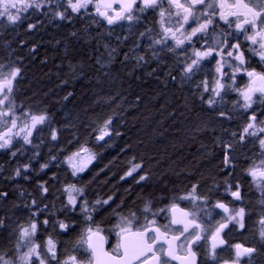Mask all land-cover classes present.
<instances>
[{"label": "snow or ice", "instance_id": "obj_1", "mask_svg": "<svg viewBox=\"0 0 264 264\" xmlns=\"http://www.w3.org/2000/svg\"><path fill=\"white\" fill-rule=\"evenodd\" d=\"M36 13L48 16L50 21L69 23L75 16L88 21L90 26H106L109 34L115 31L116 26H126L132 31L147 20L149 14L153 15L158 28L145 27L139 32L133 42V52L141 47L140 41L147 38V48L153 58L160 53H172L178 58L181 83L193 82V77L205 72L208 65L204 61L214 64L211 79L205 78L195 85L201 89L199 99L208 108L215 109V115L224 121L241 116L242 126L231 132V139L219 141L223 147L226 171L223 191L231 197L230 201L211 200L209 193L219 189L218 184L209 188L208 193L201 191L198 183L184 191L168 189L165 185L160 196L150 193L147 198L141 197L142 207L129 210L127 215L113 210L115 221L105 229L94 220V214L104 206H110L113 196L90 202L85 187L66 183L62 189L66 197L64 208L69 212L79 211L86 225L71 252L61 258L57 242L51 236L43 248L35 241L41 223L47 228L49 220L45 218L41 222L36 219L47 205L41 208L37 200L32 199L29 219L16 228L13 254L0 250V264H199L200 250L205 247L207 259L217 264H241L244 258L250 264L255 255H264L261 251L264 249V0H0V23L6 20L14 26ZM27 28L32 31L37 24L29 23ZM71 35L77 34L73 32ZM122 39L127 40L128 37ZM106 47L109 48L111 62L117 48ZM35 51V47L30 49L32 53ZM246 53L258 58L261 70L250 66V57ZM129 59L131 57L125 53L124 61ZM135 60V66L150 62L143 55H136ZM19 61L20 57L11 56L7 63L0 61V150H9L10 155L16 157L23 153L24 146H30L35 150L32 156L38 157L43 140L36 143L34 134L39 137L47 127L50 140L57 141L59 130L52 127L47 111L33 112L17 104V92L24 80ZM97 63L102 62L98 60ZM102 67L107 65L102 64ZM70 71L75 72L71 65ZM153 72L147 74L151 76ZM243 77L247 78L246 81L238 84V78ZM171 79L177 80V76L173 75ZM231 92L237 96L232 105L235 111L223 107ZM71 95L69 92L63 99L67 100ZM110 125L111 117L95 129L97 142L107 143L105 138L112 135ZM249 144L257 147L258 157L251 160L243 171L250 177L261 205V214L256 222L259 247L228 244L225 238V230L230 225L232 229L241 231L246 227L245 218L249 211L243 203L245 197L241 183L235 180L233 172L238 164L236 145H240L243 152ZM95 158L96 154L82 145L65 162L71 176L77 177ZM55 159V155L50 157V160ZM48 167V162L42 163L40 171ZM142 168V164H131L121 179L133 177L137 184L150 182V174L142 172ZM30 171L31 162L22 164L14 169L12 178L28 180ZM134 173L140 174L134 176ZM46 183L38 185L42 195L49 192ZM7 196V192H0V198ZM183 201L188 202L184 207L181 206ZM214 213L220 217L219 220H214ZM161 218L165 222L162 223ZM4 225V219H0V227ZM55 226L65 232L72 227L63 220L57 221ZM113 236L114 244L110 245L109 240ZM225 245L234 250V256L220 262L217 249Z\"/></svg>", "mask_w": 264, "mask_h": 264}, {"label": "trees", "instance_id": "obj_2", "mask_svg": "<svg viewBox=\"0 0 264 264\" xmlns=\"http://www.w3.org/2000/svg\"><path fill=\"white\" fill-rule=\"evenodd\" d=\"M29 23H36L37 28L29 31ZM3 24L0 23V61L7 63L9 56L20 57L23 67L17 104L33 112L47 111L52 127L59 130V138L51 141L45 127L42 136H34L36 143L43 140L38 157L32 156L35 150L30 146L16 157L0 152V192L8 193L0 198V219L5 221L0 227V250L13 254L16 228L29 219L32 199L41 208L47 205L36 217L41 222L49 220L47 228L41 223L39 241L51 236L65 249L70 240L77 238L86 225L79 211L64 208L66 197L62 189L66 183L85 187L90 202L113 196L110 206L94 214V220L101 225L115 221L113 210L127 215L129 210L142 207L141 197L147 198L150 193L160 196L165 185L184 191L198 183L200 190L208 193L218 184L219 189L209 193L211 200L217 199L226 176L219 141L231 139L230 131L236 123L217 119L194 93L180 87L174 65L168 59L153 58L147 38L133 52V42L142 28L118 35V40L106 32V27L90 26L75 16L69 23L50 21L48 16L36 13L17 25ZM73 32L77 35H71ZM124 36L128 39L123 40ZM106 45L117 48L111 62ZM33 47L35 53L30 52ZM125 53L131 57L127 62ZM136 55H143L150 62L135 66ZM70 65L75 68L74 73ZM149 72L153 75L149 76ZM173 75L177 80L171 79ZM69 92L72 95L64 100ZM109 117L112 135L105 138L107 143L97 142L95 129ZM82 145L96 158L85 173L72 177L65 161ZM241 153L236 155L238 161L244 159ZM53 155L56 159L50 160ZM29 162L30 179H13L14 169ZM45 162L49 167L40 171ZM131 164H142L141 171L150 174V182L137 184L133 177L121 179ZM242 170L238 163L233 177L243 183ZM42 182H47L49 188L46 195L38 187ZM246 190L245 195L250 198ZM60 220L72 225L69 234L61 233L55 226Z\"/></svg>", "mask_w": 264, "mask_h": 264}, {"label": "flooded vegetation", "instance_id": "obj_3", "mask_svg": "<svg viewBox=\"0 0 264 264\" xmlns=\"http://www.w3.org/2000/svg\"><path fill=\"white\" fill-rule=\"evenodd\" d=\"M154 20H155V17L153 15L149 14L147 20H143L140 24L136 25L134 28L139 27V28H142L143 31L145 30V27H157L158 28V26H156L154 24ZM101 23H103V22H101ZM105 29H106V32H108L107 27ZM118 32H120V34H118V35H123L124 33L126 34V32H131V31H129L128 28H126V30L122 29L121 31H118ZM147 43H148V41H147ZM190 54H191V49H189V55ZM246 55H248L250 57V66L252 68H255L257 71L261 70V65L258 62V58L252 57L250 53H246ZM160 57L163 59H168L174 65V67L177 71V75H178L179 86L182 87L183 89L189 90L190 93H194V95H196L199 103L203 104V106H204V103H202L201 100L199 99V93L201 92V89L197 88L195 85L200 80H203L205 78H208L210 80L211 76L214 72L215 65L211 64L209 61H204L203 63L208 65V68L205 70V72L198 73L195 77H193V82H187L186 81L184 83H181L180 82L179 65L177 63L178 58L176 56H174L172 53H168V52L160 53L157 58H160ZM246 79H247L246 77L238 78L237 83L242 85L246 81ZM204 95L207 96L208 94L204 93ZM236 99H237V96H236V93H234V92L229 93V95L226 97V100H230L232 103ZM225 108L229 109L230 107L227 106ZM232 109H233V111H235V109L233 107H232ZM214 114H215V112H214ZM216 117H217V119L219 118L217 115H216ZM242 119L243 118L241 116H237L232 121H226L227 123H236V127L234 129H232L230 131V133L234 130H237L238 128H240L242 126ZM238 147L239 148L237 149V152H241L240 151L241 146L238 145ZM0 151H2V150H0ZM250 154H252L253 156H249ZM241 157H243L244 159L239 160L238 163H241L243 169H245L246 167L249 166V163L251 160L257 159V157H258L257 147H254L251 144L247 145V147L244 148L243 152L241 153ZM250 157H252V158H250ZM242 177H243L244 182L243 183L240 182V183L242 186V194L245 197L243 203L246 205V207L249 211V215L246 216V218H245L246 227L244 230L241 231V230L232 229V226L230 225L229 229L225 230V233H226L225 238L227 239L228 244L242 243L245 246L256 245L257 247H259L258 225L256 222H257L258 216L261 214V212H260L261 205L258 202L254 201L255 196H257L256 189L251 185L250 177L245 175L243 170H242ZM233 182H235V180ZM244 190H246L247 193H249L250 198H247ZM218 193L219 194H218L217 198L223 199L226 202L231 200L230 196H227L226 194H224L223 187ZM249 199L252 201L251 203H249V201H248ZM212 201H215V200H212ZM236 203H239V202H236ZM187 204H188L187 201L181 202L182 207L186 206ZM252 205L255 206V208H253ZM160 206H162V205H160ZM216 212H219V210H216ZM219 218L220 217L218 215H215V213H214V220H219ZM161 222L163 223L165 221L161 218ZM113 223L107 224V225H101V226H103L105 229H108L112 226ZM56 227L58 228V226H56ZM71 228H73V227H70L67 232L62 231L59 228L58 229L63 234H69V231L71 230ZM79 234L77 235L76 239L70 240V242H68V245L65 249L61 248L59 241L53 239L54 241L57 242L58 254L60 255L61 258H63L68 252H71L73 245L75 244L76 240L79 237ZM114 240H115L114 236L110 237L109 244L110 245L114 244ZM40 242H42V241L40 240L39 244H40ZM44 243L42 242L43 246H44ZM43 246L41 245L42 248H43ZM261 251H264V249H261ZM217 252L219 253L218 260L220 262H222L223 260H226V259H230L231 257L234 256V250L229 248L227 245H225L224 248L217 249ZM173 264H175V262H173ZM199 264H217L216 261H212V260L207 259L206 247L201 248V250H200ZM241 264H249L248 259L244 258L241 261ZM250 264H264V255H260V254L255 255L254 259L250 262Z\"/></svg>", "mask_w": 264, "mask_h": 264}, {"label": "rangeland", "instance_id": "obj_4", "mask_svg": "<svg viewBox=\"0 0 264 264\" xmlns=\"http://www.w3.org/2000/svg\"><path fill=\"white\" fill-rule=\"evenodd\" d=\"M4 23L5 24H3V25H5L6 27H11L12 25H9L8 23H7V21L5 20L4 21ZM126 26L124 27V28H120L119 26H116L115 27V31H112L109 35L111 36H115V37H118V34H120V32H118V31H121L122 29H125L126 30ZM109 33V32H108ZM232 105H233V103L230 101V100H226L225 99V103H224V105H223V107H230L229 108V110H231V111H233V109H232ZM204 107L210 112V113H213L214 114V112L216 111L215 109H210V108H208L207 107V105H205L204 104ZM219 120H222V119H220V118H218ZM224 121V120H223ZM34 136H35V134H34ZM29 146H24V148L26 149V148H28ZM239 147H238V145H236V153H235V155H237V149H238ZM0 152H3V153H8L9 152V150H2V151H0ZM249 156H253L252 154H250ZM250 158H252V157H250ZM94 161H95V159L88 165V167L86 168V170L88 169V168H90L92 165H93V163H94ZM67 164V163H66ZM67 166H68V164H67ZM85 170V171H86ZM85 171L84 172H82V173H85ZM82 173H80V174H82ZM79 174V175H80ZM255 200V202H258L259 203V200H258V195L257 196H255V198H254ZM107 206V205H106ZM105 207V206H104ZM252 207L253 208H255V206H253L252 205ZM102 210V209H101ZM35 241L37 242V243H39V240H38V233L36 234V237H35ZM41 241L44 243L45 241H46V239H41ZM42 242H40V245H42L43 246V244H42Z\"/></svg>", "mask_w": 264, "mask_h": 264}, {"label": "bare ground", "instance_id": "obj_5", "mask_svg": "<svg viewBox=\"0 0 264 264\" xmlns=\"http://www.w3.org/2000/svg\"><path fill=\"white\" fill-rule=\"evenodd\" d=\"M22 25V24H21ZM7 29V28H6ZM6 32V31H5ZM14 37V36H13ZM3 56V55H2ZM42 136V135H41ZM19 164V163H18ZM100 213V212H99ZM80 214V213H79Z\"/></svg>", "mask_w": 264, "mask_h": 264}]
</instances>
